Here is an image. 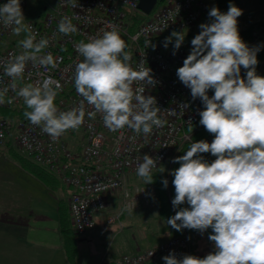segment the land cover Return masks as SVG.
I'll list each match as a JSON object with an SVG mask.
<instances>
[{
  "label": "clouds",
  "instance_id": "obj_1",
  "mask_svg": "<svg viewBox=\"0 0 264 264\" xmlns=\"http://www.w3.org/2000/svg\"><path fill=\"white\" fill-rule=\"evenodd\" d=\"M66 3L77 7L76 0ZM241 15L242 9L234 4L226 13L212 7L210 22L199 25L201 31L191 40V52L177 69L193 100L202 101L199 123L214 139L211 143L193 142L185 154L172 160L180 165L170 173L175 189L171 203L178 210L167 219V225L176 231L189 229L201 234L211 229L208 239L215 251L204 258L188 254L178 258L173 251L162 257L165 264H264V76L256 72L260 46L250 48L240 37L237 18ZM0 24L16 36L24 34L18 42L22 51L0 59L3 75L10 78V83L0 88V105L22 99L24 117L52 142L83 125L85 102L93 109L87 112L88 118L101 114L104 126L113 132L128 128L147 138L154 128L164 125L156 98L144 94L145 85L156 83L152 70L145 68L143 61L133 67L132 51L118 27L110 26V30L74 45L83 59L75 64L73 83L83 99L63 111L56 104L63 91L59 80L41 72L42 79L23 83L29 63L50 70L63 61V57L45 51L50 38L37 39L38 33L26 23L21 0L0 5ZM77 31L72 18L65 15L60 19V34ZM173 39L175 55L185 40L184 32L174 31L164 47ZM241 67L247 70L246 78L241 76ZM210 89L214 90L211 97ZM189 126L191 129V122ZM203 153L216 159L209 163ZM159 160L145 154L138 163L136 174L146 185L154 182L153 169ZM162 183L167 188L168 180ZM185 203L188 207H180ZM124 210L133 211V205Z\"/></svg>",
  "mask_w": 264,
  "mask_h": 264
},
{
  "label": "built area",
  "instance_id": "obj_2",
  "mask_svg": "<svg viewBox=\"0 0 264 264\" xmlns=\"http://www.w3.org/2000/svg\"><path fill=\"white\" fill-rule=\"evenodd\" d=\"M7 2L8 0H0V5ZM139 2L140 0H76L77 7L73 8L66 0H46L44 15L40 19L24 16L32 31L38 33L37 39L50 38V46L45 51L51 52L54 57H63V61L57 69L50 70L34 68L29 63L23 83H34L42 79L39 75L41 72L59 80L63 85V91L56 98L60 110L66 111L77 106L83 99L77 94L73 83L75 64L83 59L78 56L74 45L81 40L87 42L89 36L110 30V26L118 27L121 37L129 40L133 67L143 61L144 67L152 70L151 74L156 81L154 86L145 85L144 94L156 98L157 107L161 109L159 117L165 123L158 129L154 128L147 138L142 133L136 135L128 128L117 132L110 131L104 126L99 113L94 119H89L87 112L93 109L86 102L83 125L78 130H69L56 142H52L47 134L39 127L31 125L26 118L15 122L0 118V146L8 147L11 143L20 153L48 169L71 189L70 213L73 225L80 234L96 226L94 214L106 207L107 195L111 192L119 190L123 193V198L120 212L108 216V223L119 219L126 205L131 204L133 208H137L139 201L148 204L149 197L155 190L137 176L138 163L142 162L145 154L160 157L157 168L153 169L155 171L183 143L195 142L193 131L188 130L189 122L191 125L197 124L201 118L199 113L204 110L202 101L199 98L193 100L190 89L180 82L176 73L192 49V39L187 36L197 30L202 19L206 18L210 22L208 0L158 2L148 18L131 32L134 14L142 12ZM28 6L29 0H21L24 15ZM65 15L72 18L78 29L77 33L65 36L58 32V23ZM246 20L250 21L252 17H238V28ZM174 31L185 34V40L175 50V55L174 39L167 48L164 47L165 39ZM254 35L255 39L247 44L250 48L264 42L262 29L255 30ZM14 37L15 42H11ZM133 37L136 39H132ZM23 38L24 34L16 36L11 29L0 24V46L4 45L0 48V59L19 54L22 49L18 42ZM151 45L156 47L153 49ZM258 56L257 53V60ZM246 71L241 67V76L244 78ZM8 83L10 78L3 75V68L0 67V88ZM8 95L13 96L14 93L9 92ZM208 95H214V90L210 89ZM22 101L16 99L13 104L0 107H13ZM202 140L212 142L210 137ZM201 155L209 163L216 159L211 153ZM131 176H137L139 181L131 182ZM138 190L142 192L138 193ZM173 251L178 258L184 254L191 255V241L187 232L171 236L136 253L104 259L101 264H145L155 257H164Z\"/></svg>",
  "mask_w": 264,
  "mask_h": 264
},
{
  "label": "crops",
  "instance_id": "obj_3",
  "mask_svg": "<svg viewBox=\"0 0 264 264\" xmlns=\"http://www.w3.org/2000/svg\"><path fill=\"white\" fill-rule=\"evenodd\" d=\"M9 145L0 146V264H69L63 247L60 216L62 206L69 204L71 189L58 177L59 182L49 185L35 176L21 164L12 151V148L17 149L11 146V143ZM173 156L170 157V161ZM130 181L136 182L139 178L131 176ZM142 182L144 183L143 180ZM115 193L118 196L117 206H112V210L110 208L109 211L106 209L99 212L96 215L98 226L93 231L79 236L78 264H101L104 259H115L123 254H129L126 251L130 248L131 252L136 253L139 240L143 249H146L174 236L157 234L154 232V224H149L151 232L144 238L141 236L137 242L135 235L139 236L140 232L137 226H142L141 220H148L157 212V208L151 211L154 214L143 210L148 204L139 201L137 208H133L131 212L124 211L119 219L114 221L118 224L119 230L116 239L109 243L108 238L106 246H99L104 238L103 234L109 233L112 226L107 224L104 213L117 214L122 207L123 193L119 190ZM126 213L128 216L123 218ZM121 232H124L125 236H121ZM184 232L186 231L181 233ZM120 236L121 239L117 242ZM190 238L193 244L192 255L205 257L214 252V243L208 239L207 232L199 233L198 240L196 235ZM152 260L158 264H165L160 256Z\"/></svg>",
  "mask_w": 264,
  "mask_h": 264
},
{
  "label": "trees",
  "instance_id": "obj_4",
  "mask_svg": "<svg viewBox=\"0 0 264 264\" xmlns=\"http://www.w3.org/2000/svg\"><path fill=\"white\" fill-rule=\"evenodd\" d=\"M45 1L46 0H29V6H28L24 16L29 17V15L32 14L31 18L40 19L44 15V8L43 7H44ZM162 1L163 0H159V3H161ZM208 2L210 4V9L212 7H217L222 13H226L228 11L229 5L234 4L235 0H208ZM147 18H148V15H146L142 12L135 13L133 18H132V25H131L130 31L134 32L137 29V27L143 21H145ZM261 29L264 31V19H260V20H256V21L246 20L238 28V31H239L241 39L246 44H248V43H251L255 39L254 31L255 30H261ZM195 32L189 34L187 37L193 39L198 34L197 32L196 33ZM122 38L129 45V40L127 38H124V37H122ZM15 40H16V38L14 37L11 39V42H15ZM2 47H4V45L0 46V48H2ZM258 55H259L258 56V65L256 66V72L258 75L264 76V42H261V44H260V51L258 52ZM25 110H26V108L23 104V101L21 102V104L13 106V107H0V118H7L11 122H15L16 120H18L20 118H25L23 115V112ZM188 130L193 131V134H194L193 137H194L195 142L200 141L206 137H210V138H212V140L214 139V135L209 133L208 131H206V129L199 122L195 125H191V129L189 126ZM190 144H191V142L183 143L178 148V150L175 152L174 156L172 157V160L177 156H181V155L185 154V151L188 150V148L190 147ZM12 151L16 154V156H17L18 160L21 162V164L23 166H25L27 169H29L35 176H37L41 180L47 182L49 185H54L56 183V181L59 182V179L52 172H50L48 169H46L45 167L41 166L40 164L33 162L31 159L27 158L22 153L15 150L14 148H12ZM172 160L167 161L168 167L164 166V164L166 163V161H165L157 170L153 171L154 182L152 184H149V185L154 186V189H155V193L151 196V201L156 204L157 212L154 214L153 220H151V221L150 220H141L142 226L136 225L139 228L138 231H140V232H138L139 236L135 235V238H137V242L141 236L144 238L145 236H147V234H149V232H151V230H149V227H148L149 224H154V226H155L154 232L157 234H164L166 236H171L172 234L176 235V234H179L182 232V231H176L175 229H172L170 226L167 225V219L170 218L171 216L175 215V211L178 210V209H174L172 206V203H171V201L173 200V198L175 196V189H174V185L172 184L174 177L172 175H170V173L174 169H177L180 165L178 163H172ZM169 162H170V164H169ZM163 169H164V171L161 172ZM164 179L168 180L167 188H164V186H163L162 181ZM117 198H118V196L116 195L115 192L109 193L107 195V199H108L107 205L103 210L108 209V211H109V209L112 206L116 207L118 204V202H116ZM180 207H188V205L185 203L184 205H181ZM103 210H101V211H103ZM111 210H112V208H111ZM98 213L99 212H96L94 214V217L96 220V226L90 230H94L98 226V218L96 216ZM134 213H133V215H134ZM104 214H105V218L107 221V217L110 216V214H108V213H104ZM127 216H128V214L126 213L123 215V218H126ZM112 223H114V222L108 223V221H107L108 225H111ZM90 230H87L85 233H87ZM184 230L187 233H189L190 237L192 235L193 236L196 235L197 240H198V237H199L198 231L189 230V229H184ZM60 231H61V235H62L65 255L68 259L69 264H78L79 257H78L77 241H78L79 236H81L85 233L80 234L76 231V229L73 225V222H72L69 204L62 206L61 216H60ZM206 232L209 236V234L212 233V230L208 229ZM117 235L115 236V239H116ZM190 241H191V245H193L191 238H190ZM197 244H198V241H197ZM129 248H130V243H129ZM131 249L132 248H130L126 252H128L129 254L134 253V252H131ZM107 250H108L107 251L108 257L110 258L109 249H107ZM140 250H143V247H142L141 241L139 240V243H137L135 252H138ZM192 254L193 253L191 252V255ZM123 255H125V254H123ZM201 257H203V256L201 255Z\"/></svg>",
  "mask_w": 264,
  "mask_h": 264
},
{
  "label": "rangeland",
  "instance_id": "obj_5",
  "mask_svg": "<svg viewBox=\"0 0 264 264\" xmlns=\"http://www.w3.org/2000/svg\"><path fill=\"white\" fill-rule=\"evenodd\" d=\"M238 4L240 6H237V7L242 9V15L240 17H246L247 15H250L252 17L253 21L264 19V0H235L234 5L236 6ZM31 17H32V14H30L28 18H31ZM202 23H209V22H208V20L206 18L202 19L199 22L198 26H197L196 32L197 31H199V32L201 31V29L199 28V25L202 24ZM199 32H197V33L199 34ZM263 38H264V36H263ZM167 161L164 164L165 167H168V162ZM149 200L150 201H149L148 205H145V208L143 210H147L150 214L151 213L154 214V212H151V211L156 209V204L151 201V197H149ZM153 218H154V215H153V217H149L148 220L151 221V220H153ZM117 225H118L117 223H112V226L110 227L111 228L110 232L107 233V234H103L104 238L100 241L99 246H102V245L106 246V241H107L108 238H109V240H108L109 243L114 241L115 236L117 234H119V230L117 229V227H118ZM91 231H93V230H91ZM120 234H122L121 236H125L124 232L123 233L121 232ZM121 236L118 237L117 242H118V240L120 241ZM145 264H158V263L154 262L153 260H150V261L146 262Z\"/></svg>",
  "mask_w": 264,
  "mask_h": 264
},
{
  "label": "water",
  "instance_id": "obj_6",
  "mask_svg": "<svg viewBox=\"0 0 264 264\" xmlns=\"http://www.w3.org/2000/svg\"><path fill=\"white\" fill-rule=\"evenodd\" d=\"M159 0H140L139 9L146 15H150Z\"/></svg>",
  "mask_w": 264,
  "mask_h": 264
}]
</instances>
